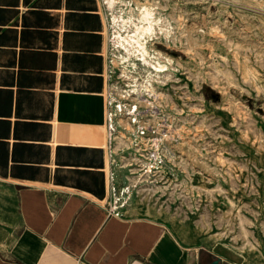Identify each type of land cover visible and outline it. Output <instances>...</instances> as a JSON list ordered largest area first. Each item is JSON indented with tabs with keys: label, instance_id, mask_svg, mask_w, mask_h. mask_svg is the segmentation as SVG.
<instances>
[{
	"label": "crops",
	"instance_id": "1",
	"mask_svg": "<svg viewBox=\"0 0 264 264\" xmlns=\"http://www.w3.org/2000/svg\"><path fill=\"white\" fill-rule=\"evenodd\" d=\"M98 0H0V264H252L106 208Z\"/></svg>",
	"mask_w": 264,
	"mask_h": 264
},
{
	"label": "rangeland",
	"instance_id": "2",
	"mask_svg": "<svg viewBox=\"0 0 264 264\" xmlns=\"http://www.w3.org/2000/svg\"><path fill=\"white\" fill-rule=\"evenodd\" d=\"M110 1L98 0L112 92L140 57L118 42L150 4L161 30L140 41L164 65L157 76L181 138L177 175L139 186L129 213L180 243L264 264V0Z\"/></svg>",
	"mask_w": 264,
	"mask_h": 264
},
{
	"label": "built area",
	"instance_id": "3",
	"mask_svg": "<svg viewBox=\"0 0 264 264\" xmlns=\"http://www.w3.org/2000/svg\"><path fill=\"white\" fill-rule=\"evenodd\" d=\"M124 87L111 88L105 64L104 123L107 215L121 219L142 184L166 183L177 175L174 148L180 142L177 118L166 107L160 72L140 57L132 63Z\"/></svg>",
	"mask_w": 264,
	"mask_h": 264
},
{
	"label": "bare ground",
	"instance_id": "4",
	"mask_svg": "<svg viewBox=\"0 0 264 264\" xmlns=\"http://www.w3.org/2000/svg\"><path fill=\"white\" fill-rule=\"evenodd\" d=\"M108 4H109V6H111L112 1L108 0ZM149 5L148 6L142 5L143 6L142 11L140 12L141 13L140 25H136L135 30L132 31V34L123 37L122 41L121 42L119 41L118 43L121 46H123L124 49H127L128 51H131L134 49L137 52L138 56H140V58L144 62L148 63L155 70H158L160 72H164L165 68H164V65H162L163 63L162 62L159 63L158 61H155L154 60L155 56L151 55V54L149 55L145 49V46H144L145 44L140 41V39L146 35L155 34L156 28L158 31L161 30V28L158 25L159 21H161V20L159 17H158V19L154 18V15L152 13V8H150ZM118 36H119L118 38H121L120 35H118ZM123 42L125 44H123Z\"/></svg>",
	"mask_w": 264,
	"mask_h": 264
},
{
	"label": "water",
	"instance_id": "5",
	"mask_svg": "<svg viewBox=\"0 0 264 264\" xmlns=\"http://www.w3.org/2000/svg\"><path fill=\"white\" fill-rule=\"evenodd\" d=\"M211 264H218V260L213 261Z\"/></svg>",
	"mask_w": 264,
	"mask_h": 264
}]
</instances>
